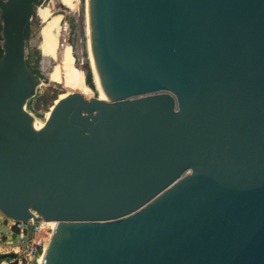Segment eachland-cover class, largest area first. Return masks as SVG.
<instances>
[{
    "label": "water",
    "instance_id": "1",
    "mask_svg": "<svg viewBox=\"0 0 264 264\" xmlns=\"http://www.w3.org/2000/svg\"><path fill=\"white\" fill-rule=\"evenodd\" d=\"M36 8L0 0V213L57 222L40 264H264V0H87L105 101L40 129Z\"/></svg>",
    "mask_w": 264,
    "mask_h": 264
},
{
    "label": "rangeland",
    "instance_id": "2",
    "mask_svg": "<svg viewBox=\"0 0 264 264\" xmlns=\"http://www.w3.org/2000/svg\"><path fill=\"white\" fill-rule=\"evenodd\" d=\"M85 1L35 0L37 8L32 19V35L26 43L25 58L29 68L56 89L51 94L52 97L58 94L52 101L53 106L73 93L85 98L97 97L86 51ZM1 41L0 35V53ZM37 119L45 120L44 117ZM9 239L11 236L6 227L0 224V255L10 253L6 247ZM8 262V259L0 260V264Z\"/></svg>",
    "mask_w": 264,
    "mask_h": 264
},
{
    "label": "built area",
    "instance_id": "3",
    "mask_svg": "<svg viewBox=\"0 0 264 264\" xmlns=\"http://www.w3.org/2000/svg\"><path fill=\"white\" fill-rule=\"evenodd\" d=\"M40 92L41 90L38 88L36 96ZM25 111L36 119L45 118V113L40 115L32 112L30 105L27 108L25 107ZM33 213L36 215L35 212ZM0 224L6 227L10 236L15 235L13 240L9 239L6 247L8 248V252L16 255L17 264H36L38 257L44 253L49 243L53 233V227L48 222L41 220L34 221L30 219L27 222L14 221L6 218L1 213Z\"/></svg>",
    "mask_w": 264,
    "mask_h": 264
},
{
    "label": "bare ground",
    "instance_id": "4",
    "mask_svg": "<svg viewBox=\"0 0 264 264\" xmlns=\"http://www.w3.org/2000/svg\"><path fill=\"white\" fill-rule=\"evenodd\" d=\"M86 2V4H85V6H86V16H87V0L85 1ZM87 20V19H86ZM86 38H87V40H86V51H87V54H88V59H89V64H90V68H91V74H92V78H93V84H94V86H95V90L97 91V97L96 98H98L99 100H101V101H105V99H104V97H103V95H102V93H101V91H100V88H99V86H98V83H97V79H96V75H95V70H94V66H93V62H92V57H91V52H90V46H89V33H88V21H87V30H86ZM57 84H58V82H57ZM59 85V84H58ZM41 86L43 87V88H46V87H52V86H50L49 84H41ZM67 96V95H66ZM83 96V95H82ZM84 97V96H83ZM85 98V97H84ZM90 98H93V97H90ZM90 98H85V99H90ZM53 103H52V106L48 109V111L45 113L46 114V117H45V119L49 116V114H50V112H51V110L53 109ZM30 117L32 118V123H33V126H34V128L35 129H40L42 126H43V123H44V121H39L38 119H36L34 116H31L30 115ZM49 223V225L51 226V227H53V230H54V227H55V225H56V223L57 222H48ZM48 246V245H47ZM45 252V251H44ZM44 254V253H43ZM43 254H41L39 257H38V259H37V261H38V264H40L41 263V260H42V257H43ZM3 264H5V263H3Z\"/></svg>",
    "mask_w": 264,
    "mask_h": 264
},
{
    "label": "trees",
    "instance_id": "5",
    "mask_svg": "<svg viewBox=\"0 0 264 264\" xmlns=\"http://www.w3.org/2000/svg\"><path fill=\"white\" fill-rule=\"evenodd\" d=\"M67 52V51H66ZM1 55V53H0ZM33 71V70H32ZM35 74H37V72L33 71ZM88 82H90V78L88 77Z\"/></svg>",
    "mask_w": 264,
    "mask_h": 264
}]
</instances>
